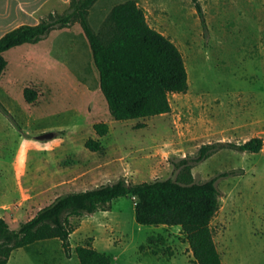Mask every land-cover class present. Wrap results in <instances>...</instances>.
<instances>
[{"label": "rangeland", "instance_id": "1", "mask_svg": "<svg viewBox=\"0 0 264 264\" xmlns=\"http://www.w3.org/2000/svg\"><path fill=\"white\" fill-rule=\"evenodd\" d=\"M121 1L97 0L88 11L92 28L97 31ZM135 1L148 24L180 50L187 90L168 94V113L115 120L78 22L5 51L0 103L8 113L0 109V216L17 228L61 193L118 178L136 183L174 177L173 162L193 156L202 144L260 136L259 152L224 146L191 171L196 181L233 172L217 179L218 210L210 221L222 264H264V0H198L203 22L192 0ZM7 6L0 1V32L10 23ZM65 9L47 10L43 18ZM25 86L35 90L34 101L24 99ZM97 122L108 125L104 136L95 133ZM88 138L99 140L101 149L86 148ZM110 204L103 222H91L110 227L113 243L103 251L112 264L156 261V254L185 257L188 245L178 226L136 223L130 195ZM77 236H70L68 256L57 238L42 239L22 248L28 259L18 263L79 264L74 246L87 236Z\"/></svg>", "mask_w": 264, "mask_h": 264}, {"label": "trees", "instance_id": "2", "mask_svg": "<svg viewBox=\"0 0 264 264\" xmlns=\"http://www.w3.org/2000/svg\"><path fill=\"white\" fill-rule=\"evenodd\" d=\"M97 0H70L62 13H50L36 24H20L0 36V76L7 65L4 52L22 44H34L53 29L78 22L91 51L98 72L99 89L108 111L115 120L146 118L168 113L169 93L185 92L188 75L183 56L167 36L151 27L143 9L135 0L115 3L96 31L88 20V11ZM203 22L198 0H192ZM27 102L36 99L33 88L22 91ZM0 109L8 113L0 103ZM142 126L141 124L138 127ZM98 136L108 131L105 122L93 124ZM85 147L101 149L99 140L88 138ZM224 146L257 153L263 139L253 136L240 143L215 142L199 146L193 156L173 162L174 177L128 183L123 178L92 188L67 191L40 207L17 228H11L0 216V264H6L17 248L42 239L57 238L68 256L71 233L83 217L111 208L110 202L120 196L134 198L133 215L140 225L178 226L185 236L195 264H222L213 238L210 221L218 210L220 189L218 177L231 171L196 181L191 168ZM151 237L148 241L151 242ZM91 236L74 246L79 264H112L110 253L92 244Z\"/></svg>", "mask_w": 264, "mask_h": 264}, {"label": "crops", "instance_id": "3", "mask_svg": "<svg viewBox=\"0 0 264 264\" xmlns=\"http://www.w3.org/2000/svg\"><path fill=\"white\" fill-rule=\"evenodd\" d=\"M0 1L2 3L8 4L7 6L8 14L6 13V15H8L7 18H10L8 19L10 21L9 25L5 27V29H2L0 32V36H2L6 32L5 31L6 29L8 31L20 24H36L37 22L40 21V19L44 17L47 10L48 11L51 10V12H53V9H56V8H64V9L67 8L70 0H10V1L0 0ZM15 47H18V46H15ZM103 213H110V212L108 210L99 211L92 215L83 217L80 221V225L71 233V236L74 234H77L78 235L77 238L80 237L79 239H82L85 236H88L89 232L94 231L95 234L92 235L93 246L100 250H110L112 243H113V239L111 236L112 233L110 230H107V228H110V227L107 226L106 228L103 225L98 226L91 222L93 219L97 220V222L98 221L103 222L102 219L105 218ZM21 249L22 248H17L13 250L6 264H20L18 262H20L21 259H24V258L28 259L27 250L22 251ZM182 256H185V257L182 258L180 255H176L175 253L170 254L169 257L163 256L162 254H156L155 255L156 261H150V262L138 261V262H135L134 264H188L185 262V259L186 260L190 259L192 261V264H195L189 246H188V251H186V254ZM161 258L164 259L163 260L164 262H162Z\"/></svg>", "mask_w": 264, "mask_h": 264}, {"label": "bare ground", "instance_id": "4", "mask_svg": "<svg viewBox=\"0 0 264 264\" xmlns=\"http://www.w3.org/2000/svg\"><path fill=\"white\" fill-rule=\"evenodd\" d=\"M10 1V0H9ZM15 4V3H14ZM5 5V4H4ZM4 13V12H3ZM16 15V14H15ZM2 17V16H1Z\"/></svg>", "mask_w": 264, "mask_h": 264}]
</instances>
